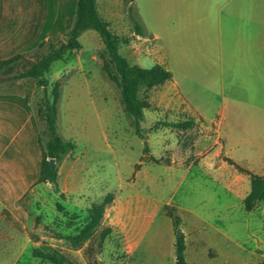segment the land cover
Instances as JSON below:
<instances>
[{
    "label": "rangeland",
    "instance_id": "1",
    "mask_svg": "<svg viewBox=\"0 0 264 264\" xmlns=\"http://www.w3.org/2000/svg\"><path fill=\"white\" fill-rule=\"evenodd\" d=\"M130 8L145 37L134 34ZM125 11L111 21L130 38L121 54L143 68L162 64L173 80L150 91L140 138L102 68L109 59L95 31L52 65L48 89L62 83L58 131L69 126L72 157L86 163L82 183L69 202L26 196L25 226L0 217V264H50L33 255L44 247L71 264H176L166 205L182 218L189 263L264 264V202L245 212L249 177L225 153L227 140L230 157L256 174L264 162V0H133ZM94 204L104 205L103 218L74 247Z\"/></svg>",
    "mask_w": 264,
    "mask_h": 264
},
{
    "label": "trees",
    "instance_id": "2",
    "mask_svg": "<svg viewBox=\"0 0 264 264\" xmlns=\"http://www.w3.org/2000/svg\"><path fill=\"white\" fill-rule=\"evenodd\" d=\"M124 1L126 4L133 2V0ZM128 14L133 24L134 34L145 37L144 28L131 8ZM87 30L95 31L105 48L109 60L103 64L102 68L108 78L116 85L120 103L138 137H144L141 124L144 121L145 110L151 109L150 91L173 80V73L164 65L156 64L151 68H143L131 64L121 54V46L128 45L130 38L122 37L112 29L111 23L99 13L97 0H77L74 14L67 19L64 36L59 42L42 41L31 52L17 54L1 60V92L11 91L15 86L19 88L17 83L25 78H32L37 81L41 97L36 101V117L39 125V145L42 151V162L37 184L49 183L56 193H60L58 183L59 165L68 154L76 149V144L73 141L64 140L58 131V103L61 98L62 83L60 81L55 82L52 89L49 90L50 83L46 78V74L56 61H66L74 53L76 48L79 47V38ZM30 54L40 55L32 61L29 59ZM37 96L35 95L34 100ZM168 126L182 129L187 124L172 123ZM143 151L146 155L149 153V148L146 147ZM143 158L144 156L141 157V159ZM51 159L55 160L54 168L51 165ZM149 159L152 162H157V159L152 155H149ZM228 161L241 173L249 177L250 190L243 199V207L245 212H252L264 202V173L261 175L255 174L231 159H228ZM139 166V164H136L135 169H138ZM164 209L165 215L172 222L176 264H188L186 259V234L182 230V218L176 207L166 205ZM103 215V204H94L88 210L87 225L72 240L74 247H79L82 242L91 238ZM109 231V229L104 230L102 237L104 238ZM33 255L35 258L45 260L50 264H71L63 254L50 247L35 249Z\"/></svg>",
    "mask_w": 264,
    "mask_h": 264
},
{
    "label": "crops",
    "instance_id": "3",
    "mask_svg": "<svg viewBox=\"0 0 264 264\" xmlns=\"http://www.w3.org/2000/svg\"><path fill=\"white\" fill-rule=\"evenodd\" d=\"M76 2L0 0V61L31 52L42 41L59 42L64 36L67 19L74 14ZM126 5L124 0H97L99 13L110 23L115 18L120 20V16L125 20ZM154 36L159 40L157 35ZM85 83L92 82L86 79ZM17 84L19 88L15 86L11 91H0V217H9L13 223L25 226L30 220V211L21 201L28 195L39 199L41 192H45L55 198L64 195V201L69 202L70 197L79 192L86 163L72 157L76 153V145V149L59 165L60 193H56L49 183L37 184L42 162L39 125L33 107L37 81L25 78ZM59 133L64 140L71 141L68 125L63 132L59 129ZM227 143L226 140L225 153L233 160L226 152ZM259 170L260 175L264 173V162ZM249 190L250 182L247 193Z\"/></svg>",
    "mask_w": 264,
    "mask_h": 264
},
{
    "label": "water",
    "instance_id": "4",
    "mask_svg": "<svg viewBox=\"0 0 264 264\" xmlns=\"http://www.w3.org/2000/svg\"><path fill=\"white\" fill-rule=\"evenodd\" d=\"M50 162H51L52 167L54 168V166H55V160L54 159H51Z\"/></svg>",
    "mask_w": 264,
    "mask_h": 264
}]
</instances>
